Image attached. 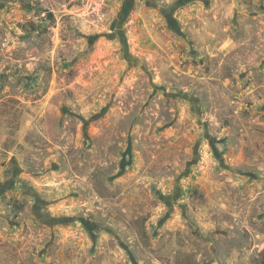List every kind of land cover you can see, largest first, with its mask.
<instances>
[{"label": "rangeland", "instance_id": "374dc122", "mask_svg": "<svg viewBox=\"0 0 264 264\" xmlns=\"http://www.w3.org/2000/svg\"><path fill=\"white\" fill-rule=\"evenodd\" d=\"M0 264H264V0H0Z\"/></svg>", "mask_w": 264, "mask_h": 264}]
</instances>
